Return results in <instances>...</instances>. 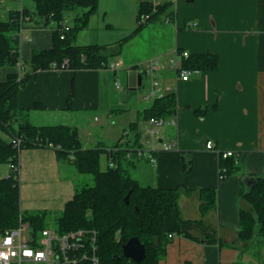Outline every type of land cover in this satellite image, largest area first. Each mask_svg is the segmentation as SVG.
<instances>
[{
	"label": "crops",
	"instance_id": "obj_1",
	"mask_svg": "<svg viewBox=\"0 0 264 264\" xmlns=\"http://www.w3.org/2000/svg\"><path fill=\"white\" fill-rule=\"evenodd\" d=\"M143 1L147 0H99L88 26L79 32L76 44L110 46L104 50L106 56L110 51H117L111 44L91 39L89 30L112 27L116 23L110 18L113 6L119 11L115 14L119 19L122 11L128 10L139 23L138 6ZM148 1L170 2L174 19L169 20L164 14L133 34L137 23L118 49L120 57L111 62L119 63V67L109 70L118 78V69L129 68V81L132 79V83L144 87L147 74L143 69L149 60L158 59L164 64L162 86L168 88L166 93L175 92L176 111L168 118L174 122L163 126L159 135L160 142L174 143V147L161 149L158 145L160 150L154 163L138 155L125 162L130 175L143 185L180 187L178 210L165 221L166 229L174 236L159 264H234L237 261L264 264V244L257 253L250 242L254 239L247 243L238 237L241 210L249 207L241 197L242 189L250 187L246 177L264 176V0ZM3 3L6 2L1 0L0 10L5 11L7 17L11 11L24 6L32 8L34 0L33 4L20 0L17 9ZM30 23L22 32L23 69L21 65L0 67V82L10 73L23 74L29 70L28 61L35 50L52 47L53 26ZM184 50L190 55L216 54L219 66L215 70L194 72L188 80H183L170 69L169 59L176 51ZM106 61L108 64V59ZM107 67L41 70L21 88L20 106L29 111L33 124L75 126L85 148L107 147V138L117 133L116 121L114 125L108 122V127L102 126V130L95 133L94 123L101 118L94 113L108 112L107 118L114 119L122 102L108 87L112 71ZM148 91L143 95L147 101L134 110L137 120L129 122V126L137 123L143 135L145 128L139 122L140 116L147 120L144 114L155 100L146 98ZM34 115L44 119L34 121ZM126 128H118V140ZM144 140L143 136L142 142ZM208 140L215 143L214 149L206 147ZM228 150L243 153L245 159L240 171L220 178V153ZM5 165L7 170L0 177L10 171ZM18 169L20 206L25 213L47 212L49 220L57 217L73 198L74 180L62 176L55 149L20 150ZM203 189L218 191L217 207L205 214H202L200 199ZM185 231L193 235L215 233L220 243L194 239L184 235Z\"/></svg>",
	"mask_w": 264,
	"mask_h": 264
},
{
	"label": "trees",
	"instance_id": "obj_2",
	"mask_svg": "<svg viewBox=\"0 0 264 264\" xmlns=\"http://www.w3.org/2000/svg\"><path fill=\"white\" fill-rule=\"evenodd\" d=\"M99 0H34L32 8L24 6L13 10L6 18L0 17V67L23 66L20 57L21 28L28 22L32 26H53V45L51 48L35 50L28 61L29 70L21 74L10 73L5 81L0 82V131L7 133V139L0 134V165L18 164L19 151L32 147H51L55 149L60 166H64L66 176L71 173L90 176L91 182L83 186L75 184V193L64 210L56 219L59 232L84 229L96 232L97 255L100 264H159L164 258L167 245L171 241L170 230L166 229V218L178 210L180 187L159 188L143 185L132 177L125 162L129 149L139 148L142 131L138 124L130 126V136L126 143L120 138L112 152L105 146L85 148L77 127L59 125H36L30 121L29 111L19 103L20 90L26 82L36 78L41 70L52 67L53 62L60 66L65 59V68H102L106 66L107 46L100 44L78 45L76 38L85 29L90 17L98 8ZM1 7V0H0ZM75 11L71 28L61 38V28L67 19V11ZM170 2L153 4L143 1L138 6L139 23L133 34L140 31L147 23L157 21L162 15L174 19ZM149 18L142 20L143 16ZM35 21V22H34ZM124 41V40H123ZM123 41H120V49ZM189 69L215 70L219 66L216 54L205 53L190 55L183 60ZM63 68V69H65ZM23 69V67H22ZM61 70V69H59ZM143 85V83H142ZM37 107L41 106L39 104ZM176 111L175 92L170 91L161 98H156L146 109V119L151 117L169 118ZM128 130V129H125ZM16 140V141H13ZM20 142H19V141ZM18 141L19 144H16ZM105 153L113 158L116 166L101 168L100 157ZM245 155L235 152L224 157L220 153V178L242 169ZM187 167L190 164L186 161ZM255 183L242 189L241 197L250 204V209L242 208L240 213L239 240H253L258 233L264 244V176H254ZM127 199V200H126ZM201 211L205 214L218 205L217 189H203L200 194ZM20 220H27L34 233L46 227L47 212L25 213L20 206V185L18 171L11 169L8 177H0V234L6 229L16 227ZM184 235L208 243H220L215 233L193 235L190 231ZM138 237L144 244L146 256L140 262L124 256L122 245L130 238ZM222 244V243H221ZM234 264H244L237 261Z\"/></svg>",
	"mask_w": 264,
	"mask_h": 264
},
{
	"label": "built area",
	"instance_id": "obj_3",
	"mask_svg": "<svg viewBox=\"0 0 264 264\" xmlns=\"http://www.w3.org/2000/svg\"><path fill=\"white\" fill-rule=\"evenodd\" d=\"M149 18V15L143 16L142 20ZM193 25H195L193 23ZM71 28L68 19L64 20L61 28V38L65 37V31ZM24 27L20 30L22 32ZM190 56L187 50L176 51L175 56L169 59V67L173 69L181 79L188 80L192 73L198 72V69H189L184 67V59ZM68 64L65 59L59 66L57 62L52 63L54 69H63ZM119 63L111 64L110 68H118ZM164 64L158 59H151L145 65L143 72L150 77V90L147 99L161 98L166 94L168 88L162 86L161 70ZM116 88H121L119 80L116 82ZM150 123L144 129L145 140L139 148L129 149L127 158L134 154L145 156L151 163L155 162V155L161 149H171L174 143L159 141L160 128L173 119L165 117H151L147 119ZM158 135V136H157ZM130 137V130H124L121 143H126ZM16 141V140H13ZM19 141V140H18ZM17 141L16 144H19ZM20 142V141H19ZM160 145V148L159 146ZM208 149H214L215 143L211 140L206 142ZM112 152L118 148H110ZM235 151L228 150L222 152L224 157L231 156ZM110 166H116L113 158L108 159ZM8 167L18 171V165L8 164ZM9 172L4 177H8ZM170 237L174 234L170 233ZM0 264H100V258L97 255L96 232H89L84 229L69 230L59 232L54 228H44L38 233H34L31 225L25 221L20 222L16 227L8 228L0 234Z\"/></svg>",
	"mask_w": 264,
	"mask_h": 264
},
{
	"label": "rangeland",
	"instance_id": "obj_4",
	"mask_svg": "<svg viewBox=\"0 0 264 264\" xmlns=\"http://www.w3.org/2000/svg\"><path fill=\"white\" fill-rule=\"evenodd\" d=\"M4 1L6 3H3V5L7 4V7L11 8V9H17L20 6V0H4ZM25 1H27V0H25ZM29 2H31L33 4V0H29ZM110 10H111L110 18L112 20H116V21H114L116 23H114V25H112V27H110L108 29L89 30L91 39H94V40L98 39L96 41L101 42V43L111 44V45H113V47H111V48H114L117 50V51L108 52L107 59H108L109 63L106 64L108 66L107 67L108 70L111 69L110 68L111 62L116 61L120 57V54H119L120 52L118 51L120 41H123L132 32L133 28H135L134 26L137 25V23H138L137 21H135V17L133 15L132 11L130 13L128 10H123L122 11V17H121V19H119L118 16L115 15V14L119 13V11H117L115 6L110 7ZM4 12L5 11L0 10V17L6 18V14ZM74 16H75V11L69 10L66 12V17L72 19L71 21H73ZM151 22H149V23H151ZM109 47L110 46H108L107 49H109ZM107 49H106V51H107ZM109 71H112V70H109ZM127 71H129V68L118 69L117 70L118 78L114 77L113 71L110 72L111 81H110L108 87L119 97L118 100H121L122 102H126L125 104L121 102L120 107H117V112L114 113V119H108L107 118L108 112H104V113L96 112V113H94L96 116L101 118V121H96L94 123L95 124V133H99L104 126L108 127L106 125L108 122L110 124H113V121L114 120L116 121V130L115 131L117 133L115 135H112L110 138H107V141H108L107 148H112L113 145L118 142L117 136L120 133V132L118 133V131H117L118 128H119V130H121L124 126H126L127 127L126 129L130 130V126H129L130 120H137L136 119L137 116L135 117L134 110L137 109V107L141 108L144 105V103L147 101L143 98V95L149 90V84H150L149 77L147 75H145L144 76L145 86L139 87L137 85V83H132V79H131V82L129 81L128 76H127ZM117 80H119L120 86H121V88H119V89L116 88ZM111 115H113V114H111ZM37 118L44 119L43 116L42 117H39V116L36 117L34 115L32 120L37 121L38 120ZM133 118H135V119H133ZM106 119H107V121H106ZM139 122H141L140 124H141V126H143L142 128H145L146 125L150 124L147 120L143 119V116H140ZM162 127L160 128V130H162ZM0 134L4 138L6 137L7 139H9V137H10L7 133H5L3 131H0ZM158 135H161V131L159 132ZM142 138H143V136H142ZM144 138H145V135H144ZM100 165H101L102 169H105L108 167V158H107V155L105 153L101 154ZM6 170H7V168H6L5 164L0 165V176L3 175L6 172ZM60 170H61L62 176H66L65 175L66 171L64 170V166L61 165ZM18 171H19V169H18ZM65 178L68 179L67 177H65ZM69 179H73L74 183L76 185L79 184V186H83L85 181L91 182L90 176L79 175L75 172L71 173V177ZM142 182H144V181L142 180ZM245 202H247V201H245ZM248 205H249V207L247 209H250L251 206L249 203H248ZM60 214L61 213H58L57 217ZM57 217L56 216L51 217L47 221L45 228L50 227V228L57 229L56 228ZM22 221H25V220H20V222H22ZM20 222H19V224H20ZM25 222L30 224V222L27 220ZM31 228H32V226H31ZM246 242L248 243V241H246ZM250 242H252L251 244H252V247L254 248L255 252L258 253L262 247V241H261L260 235L257 233L254 237V240L250 241Z\"/></svg>",
	"mask_w": 264,
	"mask_h": 264
},
{
	"label": "water",
	"instance_id": "obj_5",
	"mask_svg": "<svg viewBox=\"0 0 264 264\" xmlns=\"http://www.w3.org/2000/svg\"><path fill=\"white\" fill-rule=\"evenodd\" d=\"M139 84H141V75H139ZM246 181L250 186L255 183V180L251 177H246ZM122 250L124 256L131 258L138 263H140L146 256L145 246L138 237L130 238L126 243L122 245Z\"/></svg>",
	"mask_w": 264,
	"mask_h": 264
}]
</instances>
